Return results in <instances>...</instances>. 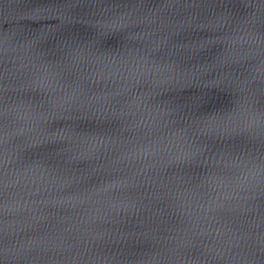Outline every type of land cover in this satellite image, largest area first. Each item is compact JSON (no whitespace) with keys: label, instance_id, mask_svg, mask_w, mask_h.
<instances>
[{"label":"water","instance_id":"obj_1","mask_svg":"<svg viewBox=\"0 0 264 264\" xmlns=\"http://www.w3.org/2000/svg\"><path fill=\"white\" fill-rule=\"evenodd\" d=\"M0 264H264V0H0Z\"/></svg>","mask_w":264,"mask_h":264}]
</instances>
